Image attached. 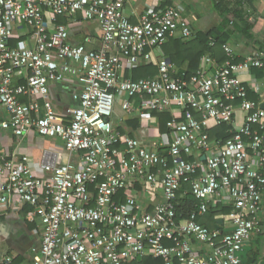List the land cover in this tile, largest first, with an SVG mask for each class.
Masks as SVG:
<instances>
[{"label": "built area", "instance_id": "2783aa9c", "mask_svg": "<svg viewBox=\"0 0 264 264\" xmlns=\"http://www.w3.org/2000/svg\"><path fill=\"white\" fill-rule=\"evenodd\" d=\"M127 2L0 0V110L8 114L2 128L17 138L60 139L67 151L82 154L79 166L44 159L41 175L28 157L0 154V205L32 208L29 220L41 232L35 264H127L145 257L161 264H247L243 253L261 232L264 206V109L249 98L257 88L243 79L264 70V50L237 61L224 45L223 64L207 55L187 78L162 54L169 40L194 38L181 8L151 6L134 24ZM79 15L99 24L98 50L72 44L58 22ZM16 25L31 30V47L11 46ZM141 66H156L158 76L124 77ZM17 74L24 84H14ZM71 76L81 89L72 94L77 106L69 109L68 124L49 89ZM162 112L171 119L161 150L115 127L114 117L151 122ZM222 126L233 136L212 141L210 131ZM139 191L162 201L149 212ZM187 194L199 207L183 218L177 201ZM219 204L231 208L221 217L224 232L198 222ZM0 264L14 260L2 257Z\"/></svg>", "mask_w": 264, "mask_h": 264}, {"label": "crops", "instance_id": "0c3cea01", "mask_svg": "<svg viewBox=\"0 0 264 264\" xmlns=\"http://www.w3.org/2000/svg\"><path fill=\"white\" fill-rule=\"evenodd\" d=\"M227 1L234 3V0ZM179 5L181 4L175 2V0H128L124 9L129 20L137 24L140 16L151 6L165 9ZM255 8L256 12L249 19L250 23L253 24L255 41L249 42L240 38H233L227 44L236 52L239 60L253 51L264 50V0H257ZM185 12L187 11H184L183 14L189 21L190 27H192V18L189 19ZM58 22L67 27L72 44L84 45L90 50H98L101 47V30L97 22L86 21L82 15H79L75 19L61 17L58 19ZM10 43L12 47L19 45L31 47L33 45L31 30L21 25H16ZM186 68H188L187 65L182 69L186 70ZM243 80L248 86H255L254 88H257V90L254 89L250 92V97L255 98V100L258 99L257 102L262 104L264 102V70L254 71L251 76H245ZM24 83V75L17 74L14 84L21 85ZM79 86L78 78L73 76L68 77L65 82L50 85V100L54 105L58 117L65 123L69 124L71 121L69 109L77 106L72 98V94L74 91L81 89ZM22 101L27 103L29 99L23 98ZM7 119L8 114L4 110H0V154L2 156L9 160H19L22 157H28L34 172L40 175V166L44 162V159L53 160L57 165L71 163L79 166L81 164L82 154L67 151L63 141L60 139L45 138L36 133L29 134L24 138H17L11 130L2 128V123ZM135 120L130 119L123 122L119 119L115 123V127L120 132H122L120 129L122 128L125 131L123 134L126 136L131 137L130 133H133L132 138L140 140L148 148L161 150L160 145L165 140L155 126L154 119L151 122L141 121L142 127L137 131H133L128 123ZM236 120L238 125L243 123L241 114L238 115ZM139 193L143 206L149 212H152L154 206L162 201L161 196L157 199L152 198L154 199L152 200L142 191H139ZM29 217L30 213L27 206L21 207L16 206V204H10L9 206L0 205V258L12 257L14 264L36 263L37 252L41 248V232L37 224L30 222ZM260 219L261 232L253 235L244 250L243 259L247 264L250 262L254 263L256 260H258V264H264V206ZM218 220H222V218L217 217ZM215 230L224 232L226 228L223 224H218L217 222Z\"/></svg>", "mask_w": 264, "mask_h": 264}, {"label": "trees", "instance_id": "16d2710c", "mask_svg": "<svg viewBox=\"0 0 264 264\" xmlns=\"http://www.w3.org/2000/svg\"><path fill=\"white\" fill-rule=\"evenodd\" d=\"M215 9L221 17L220 22L217 26L209 30H200L192 25L191 30L193 33V39L190 41H183L181 38H175L168 41V43L163 46L162 54L168 58L171 63L178 69L186 73V77H191L196 74L199 70L202 62V58L207 55L214 57L219 64H223L227 60V56L223 50L224 45H227L230 40L243 39L249 42L255 41V36L253 33V24L250 23V16L256 12L255 3L257 0H234L232 3L227 0H214ZM235 36V37H234ZM214 42L212 45L211 43ZM263 49V47H261ZM239 59H237L238 61ZM185 65L188 68L186 70L182 69ZM263 71V70H255ZM254 72V71H253ZM158 76V68L156 66H141L140 68L134 70H127L124 77L131 78L133 80L149 79ZM249 98L253 101L255 98ZM153 119L155 121V126L157 127L160 134L167 136L169 135L167 129V122L171 119V114L169 112L154 113ZM140 120L131 121L128 123L133 131H137L141 126ZM122 133L125 132L120 128ZM231 128L227 126H222L215 128L210 131L211 140L215 141L218 139L228 140L233 136L230 132ZM133 137V133H130ZM122 199H125V195L122 194ZM178 212L183 218L188 217L191 213L198 210V201L190 194L185 195V197L178 199ZM29 213L32 211L30 206ZM231 212L230 207H225L218 205L216 207H211L209 212L198 218V222L208 229L215 230L217 227V217H226ZM160 259H155L152 257L139 258L127 264H161ZM258 264V260L254 263L248 264Z\"/></svg>", "mask_w": 264, "mask_h": 264}, {"label": "rangeland", "instance_id": "374dc122", "mask_svg": "<svg viewBox=\"0 0 264 264\" xmlns=\"http://www.w3.org/2000/svg\"><path fill=\"white\" fill-rule=\"evenodd\" d=\"M175 2L181 4L179 6L183 12L187 11L185 13L189 19H195L191 21L197 29L209 30L220 22L221 17L215 9L214 0H175ZM118 114L122 115L120 108H118ZM119 119L120 117H114V122L117 123Z\"/></svg>", "mask_w": 264, "mask_h": 264}, {"label": "water", "instance_id": "95a60500", "mask_svg": "<svg viewBox=\"0 0 264 264\" xmlns=\"http://www.w3.org/2000/svg\"><path fill=\"white\" fill-rule=\"evenodd\" d=\"M261 108L264 109V102L261 104ZM217 222L218 224H223V220H218Z\"/></svg>", "mask_w": 264, "mask_h": 264}]
</instances>
